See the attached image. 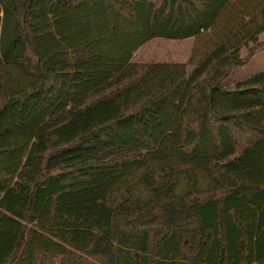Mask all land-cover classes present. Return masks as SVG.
<instances>
[{
  "label": "trees",
  "instance_id": "trees-1",
  "mask_svg": "<svg viewBox=\"0 0 264 264\" xmlns=\"http://www.w3.org/2000/svg\"><path fill=\"white\" fill-rule=\"evenodd\" d=\"M167 1L0 0V264H264V22L135 61Z\"/></svg>",
  "mask_w": 264,
  "mask_h": 264
},
{
  "label": "crops",
  "instance_id": "crops-1",
  "mask_svg": "<svg viewBox=\"0 0 264 264\" xmlns=\"http://www.w3.org/2000/svg\"><path fill=\"white\" fill-rule=\"evenodd\" d=\"M167 12L168 28L171 31L183 33L198 27L201 28L200 31L185 37H153L141 45L134 54L155 38L167 39L177 44L188 43L186 49L189 54H201L214 45L243 40L264 22V0H168L162 19ZM209 20L210 23L205 28L203 25ZM259 38L264 40V31L259 34ZM244 51L245 47L241 53ZM260 52H264V46L258 49L254 56ZM226 81L230 80L227 78Z\"/></svg>",
  "mask_w": 264,
  "mask_h": 264
},
{
  "label": "rangeland",
  "instance_id": "rangeland-1",
  "mask_svg": "<svg viewBox=\"0 0 264 264\" xmlns=\"http://www.w3.org/2000/svg\"><path fill=\"white\" fill-rule=\"evenodd\" d=\"M262 41L264 42V40ZM187 45L188 43L185 42L177 44L171 43V41L167 39L155 38L151 43L142 46V48L134 54V60L141 62L151 60L189 61L193 54H189V51L186 49ZM263 46L264 43L262 47ZM262 47L259 49H262ZM246 54L247 50L242 53L243 56ZM188 68L189 71L192 72L195 66L191 63ZM260 70H264V52L256 54L249 63L235 68L227 78L230 81H233L245 76L248 73Z\"/></svg>",
  "mask_w": 264,
  "mask_h": 264
}]
</instances>
